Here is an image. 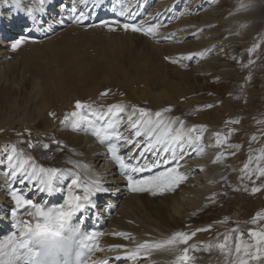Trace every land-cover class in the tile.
I'll return each instance as SVG.
<instances>
[{
    "label": "bare ground",
    "instance_id": "6f19581e",
    "mask_svg": "<svg viewBox=\"0 0 264 264\" xmlns=\"http://www.w3.org/2000/svg\"><path fill=\"white\" fill-rule=\"evenodd\" d=\"M214 1L101 0L99 4H96L94 3V0H89L88 4L84 5L79 3V0H48L45 12L35 13V19H33V17L27 15L26 9L32 7L35 4V0H20L19 7L16 6L14 0H8L7 3H5L4 0H0V80L3 79L2 73L4 71V67L1 66L4 61L2 62L1 60L6 57V54L9 56V51L12 49L11 40L14 37L8 38L9 32H19L17 36H21L23 32H20V29H23L22 31H26L28 34L39 37L37 42L26 41L21 45V47H25L36 46L42 42L41 39L43 37H47L45 35H50L52 32H58L62 29L64 30L65 28V31L62 30V32H59V34L54 37H62L61 39L68 40L69 48L71 47L70 49H72L71 54H69V57L67 56L61 60L59 69L55 68L47 72L48 75L44 79L45 82L42 83L39 79L32 80L31 98L25 106V112H29L31 109L38 110L37 113L39 116H36V120L46 121V132H52L53 136H56L54 138L59 139L61 143L57 145L58 148L56 147L57 150L55 152L57 158L59 157L57 153L60 152V149L63 150V147L70 150L72 154L71 164L68 162L69 165L66 164L65 166H61L63 167L62 170L66 173L69 171L71 173L79 172L86 178L91 177L93 179H99L104 187L110 189L109 193H99L92 197L96 207H89L85 212L78 213L77 217L74 218L73 221L74 223H78L79 226H86V223L87 226L90 227V230H87L84 233L85 235L92 233L101 234L97 237L96 242H98L100 248L104 250L96 252L92 256L93 261H108L111 264H168L175 259L173 253L153 252L150 258L131 261L123 258L115 259L116 257H124L125 252L123 249H115L114 246L126 245L128 250H131L138 243H142L146 240H160L170 236L176 231L191 232L198 228H204L211 225L210 231L197 232L196 236L189 241L190 246H197L196 250L190 252V255L195 254L192 255V257L194 256V259L191 261V264H196L195 259L197 255L201 258L207 257V251L202 249L211 243V239L216 237L220 231L227 230V226L224 225V223L218 224V222H216V224L215 222H211L213 216L216 215L213 212L208 214H203L204 212L201 213V210L206 209V207L208 209L211 205L210 203L204 201V199H207L209 194L214 190L212 187L214 186L212 184L213 181L209 180H211L212 174L223 170L224 159L222 158L219 162L214 163L218 147L215 146L214 141H210L209 137L210 134H213V131H216L219 125L207 122L209 125H206L207 131L204 133L205 140L203 143L205 150L203 154H198L195 147L187 146L186 150L182 153L183 159L179 160L178 158V162L181 165L180 171L184 172L188 176V179L182 183L179 188H177L174 192H166L163 195L157 196H152L150 193L131 192L127 184L126 174H124L119 168V165L111 159V155L108 152L109 144L118 143L117 141L110 140L111 143L110 141H106L104 144H101L90 133H86L83 130L73 131L70 127L62 125L60 123L62 119H57L58 116L56 112H54L56 113L55 117L47 114V111L51 108L52 104L59 100L57 98L61 94H67L63 93V91H76L78 88L77 86L79 85H75L74 83L77 80L79 83V79L85 81L84 78L87 75V70L85 69V53H81L77 49L78 46L79 48L85 46L79 42V32L77 31H94L105 28L103 25L97 26L92 23L96 22L99 17L106 15L108 12L111 15L118 14L121 16L124 23L137 22V25L144 26L160 23L162 27L155 36H145L142 34L147 58H162L165 60V57L167 56L172 59H177L179 62L174 64V68L172 70L181 75H185V71L180 69V66H183L180 62H190V74L188 73V75L200 80L201 78L205 80L209 74L211 76H216L221 74L226 75L227 72H231V70H227L228 65L230 69H233L230 65L234 63V60H236L235 46L238 42L243 43L244 39V43H246L248 40L247 38L250 36L249 33L253 31L252 28L248 27L243 28L241 31L238 30L237 23L239 20H242L245 23H249L254 20L257 22H264V0H256L255 3H251V0H242L240 3L238 0H229L227 2L228 13L225 19L223 17H218V14H221L223 11H219V6H217V4L214 5ZM73 6H75L78 11H83L86 19L79 23L76 22L71 12ZM129 9H131L134 14L130 13ZM121 12L124 14L121 15ZM61 20L63 23L59 22ZM223 22L226 25L225 32L227 33L226 36L229 41L227 44L228 50L225 54L221 50V45L219 46L215 43L214 39L216 36L208 37L205 32L207 28L209 29L212 27V32L217 34V31L220 30V23L222 24ZM209 33L207 34L210 35ZM133 34L139 37L141 33ZM50 39L45 41L47 42ZM74 44H77L78 46L76 47ZM73 46L76 47V50ZM21 47L19 48L21 49ZM186 50H189V52ZM68 52L70 53V50ZM201 52H204L205 55H194L191 60L180 59L182 56ZM222 54L227 55L228 61H223ZM54 56H56V54H54ZM54 61H56V59ZM54 61H52V63H55ZM61 68L63 70H61ZM99 74L100 72L98 71L90 74L89 81L94 80ZM225 77L228 76L226 75ZM161 83L163 84L159 85L160 92L150 90L149 92L143 94L145 98H148L155 105L154 111L160 110L161 108L159 106L167 103V100L161 99L159 95L164 96V94L167 93L166 85L169 84V82L166 81L164 83L161 81ZM201 83L204 82L201 80ZM71 93H74L75 96V92ZM89 93L95 95L96 93L99 94V91L91 90ZM72 97L73 96H71V98ZM214 98H211L214 100L212 103L213 107L205 111V116L207 114H211L209 116L214 117L215 122L219 123L222 117L225 116L224 113L226 112L227 107L224 104H219L220 102L215 103L216 100ZM262 98L264 99V97ZM106 101L107 100L104 98V100L100 102V104L103 103V105L101 104L102 108L107 107L108 103ZM120 101L123 100L116 99L110 105ZM72 103L73 102H67L62 108V111L69 108L74 110ZM260 104L262 105L261 108L264 107V100L259 102V106ZM228 109H230V107ZM170 116L181 118L186 122L187 126H205L194 125V122L191 120L188 121V119H184L183 116L178 114H171ZM253 120L255 121V118H253ZM253 120L251 117L246 118L247 124ZM254 123L255 128H257L264 124V119ZM250 125L252 126V124ZM119 130L125 135H128L130 131L123 125ZM250 132H254L253 127H250ZM130 138L135 139V137ZM248 138V140H250L248 141L250 146L245 147V157H247V160L250 155H259L260 151L262 149L264 150L263 141L255 143V141L250 139L252 138L251 136ZM254 144L255 148H253ZM1 147L0 240H3L11 236L13 233H16L17 235L19 234V230L15 227L16 217L13 216L14 211L17 212L20 218L29 219V217L25 215V209H16L15 201L11 197V193L13 191L23 194L25 198L31 199L33 202L44 205L46 203H50L48 207L55 206L64 203V200L67 198L66 188L72 177L71 175H66L65 178L57 184V187L64 188L65 192L48 193L42 191V186L38 181L24 179V177L19 173H17L15 178L12 177L10 174L12 169L10 168L7 160V157L11 155V147ZM22 149V153L24 152L23 155L21 154L22 159L31 157L32 162L45 168H57L56 163L50 162L51 160L48 161V163L44 162L43 159L39 158L35 154L34 150L27 148ZM140 151L141 148H135L131 145L123 146L122 142L119 147V154L125 157L126 162H130L132 164H135L137 160L141 159L138 155ZM63 153H65V151ZM133 155H135L136 158L129 160V157ZM146 155L147 161L154 159L152 153H148ZM161 156H163V154H161ZM176 163L177 161L169 160L167 163L161 164L158 168L151 169L150 172L144 173H149V175H153V173L158 174L159 172L164 171V168L175 166ZM84 165H87L88 167L84 168ZM144 173L134 175L136 178H141ZM253 180H255L254 177ZM245 185L250 191V197L247 201H251V208L262 204L263 198L261 195L264 190L253 194L251 192V188L254 186H264V178L255 180V183L245 178ZM109 207L114 208L113 213L108 212ZM6 213H8V215L5 216ZM90 214H93V217H90ZM95 215H98L101 220L105 222L106 227H104V229L99 230L97 228V224L94 221ZM208 222H211V224ZM116 233H127L130 235V238L126 239L123 236L116 235ZM221 260L223 259L221 258Z\"/></svg>",
    "mask_w": 264,
    "mask_h": 264
},
{
    "label": "rangeland",
    "instance_id": "374dc122",
    "mask_svg": "<svg viewBox=\"0 0 264 264\" xmlns=\"http://www.w3.org/2000/svg\"><path fill=\"white\" fill-rule=\"evenodd\" d=\"M228 1L216 0L213 2L214 5L217 4L219 6V11H223L221 14H218L219 18H226ZM238 1L240 3L242 0ZM252 2L255 3L256 0H251ZM237 24L240 31L247 27L252 28L253 31L249 33L250 36L247 38L248 40L246 39V43H244V39L243 43L238 42L235 46L236 60L230 65L233 69H230L228 65L227 70H231V72L226 73L228 77H225L226 75L223 74L213 75V77L209 74L210 77L208 76L205 80L201 78L204 83H201L200 79L188 75V73L190 74V62H180L183 65L182 67L180 66V69L185 71V75H181L172 70L174 64L169 60L147 58L142 33L137 37L133 33L139 34V32L125 31L121 27H116L115 31H109L106 27L94 31L78 30L79 42L85 47L79 48L77 44L74 45L78 46L79 52L85 53V69L87 70V75L84 78L85 81L79 79V83L78 80L74 83L75 85H79L76 91H71L75 92V96L70 91H63V93L67 94H61L57 98L59 100L52 104L51 110L47 111V114L56 112L57 119L61 120L66 113L73 111L70 108L62 111L67 102H73L72 107L77 100L90 102L96 107H101L103 103L101 105L100 102L104 98L107 100V106L116 99H122L123 101L118 103H124L129 107L136 105L154 111L155 105L148 98H145L143 94L150 90L160 92L159 85L163 84L161 81L164 83L166 81L169 82L166 85L167 93L164 96L159 95L161 99L167 100V103L159 106L161 109L171 106L173 111L169 115H181L184 119L194 122V125L206 126L209 125L207 122L218 124L219 127L209 137L210 141H214V143L216 142L214 135L216 132H220L222 135H229L230 133L227 141L217 148V155L221 152L225 154L223 157L224 168L222 171L212 174L214 179L211 176V180H209L213 181L212 184L214 186L212 187L214 190L210 193L211 195L209 194L210 197L206 196L207 199H204V201L211 205L208 209L206 207V209L201 210V213L204 212L203 214L210 212L216 214L211 219V222H218L219 224L220 221L227 218V223H224L227 226V230L220 231L216 237L211 239V243H216L217 238L222 233L236 227H239L245 233L251 228L264 227V221L258 225L250 223L256 212L264 210V192L261 195L263 203L251 208V201H247L250 197V191H244L246 187L245 179H241L244 175L241 169H243L244 164L248 161L247 157H245V147L250 146L248 137L256 135L257 140L255 143L264 142V124L255 128L254 123L264 119V107L261 108V104L259 106V102L264 100L262 98L264 97V22L254 20L245 23L239 20ZM225 28L226 25L223 22L222 24L220 23V30L217 31V34L212 32V27L206 29L211 33L205 30L208 37L216 36V38L214 37V41L217 45H221L220 47L224 54L228 50L227 44L229 43ZM63 31H65V28ZM16 33L18 34L19 32ZM61 38L53 37L47 42L45 40L48 39H43L36 46H20L21 49L18 48L16 51L11 49L8 54L9 56L6 54V57L1 60L2 62L4 61L1 65L4 67H2L4 71L2 73L3 79L0 80V149L2 148L1 146H15L18 152L21 151L22 155L24 153H22V148L34 150L35 154L43 159L44 162L48 163L51 160L50 162L56 163V167L62 170L63 167L61 166L71 164L72 154L70 150L63 147V150L60 149V152L57 153L59 156L57 158L55 152L58 144L54 143V141H59V139L54 138L56 136H53L52 132H46V121L36 120V116H39L38 110L31 109V111L25 112V106L31 98L32 80L39 79L42 83L45 82L44 79L48 75L47 72L55 68L59 69L61 60L67 56L69 57V54H71L72 49H70L71 47L69 48L68 40ZM255 44H260L259 49L255 53H250L249 49ZM73 47L76 50V47ZM69 50L70 53L68 52ZM186 51L189 52V50ZM222 59L225 62L228 61L227 55H223ZM51 60L55 63H52ZM61 70L63 69L61 68ZM95 71L100 72V74L94 80L89 81L90 74ZM91 90H98L99 94L92 95L89 93ZM105 91H108V95L101 96V93ZM71 96L73 97L71 98ZM211 98L216 100L215 103L220 102L219 104H224L227 107L224 113L225 116L222 117L219 123L215 122L214 117L209 116L211 114L205 116V111L212 108L206 107L209 104L212 105L214 100ZM229 107L230 109H228ZM247 117H251L252 120L255 118V121L253 120L251 121L253 123L248 122L247 124ZM233 120H239V123H241H228ZM250 127L254 128L253 133L250 132ZM26 141L31 142L34 147H28V144L25 143ZM44 144L49 145V147L44 148ZM229 145H240L241 147L233 148L229 147ZM253 148H255V144ZM62 151H65V153ZM232 153L235 154L232 155ZM254 162L253 164H255ZM253 164V167L256 166ZM166 169L164 168V170ZM211 222L208 223L211 224ZM247 238L245 236V239ZM221 258L220 253L216 249H212L210 252L207 251V257L205 258L198 257L197 255L195 261L196 264H223ZM108 264L111 263L108 262Z\"/></svg>",
    "mask_w": 264,
    "mask_h": 264
},
{
    "label": "snow or ice",
    "instance_id": "6c2138e0",
    "mask_svg": "<svg viewBox=\"0 0 264 264\" xmlns=\"http://www.w3.org/2000/svg\"><path fill=\"white\" fill-rule=\"evenodd\" d=\"M5 3L8 0H4ZM89 0H79V3L87 5ZM101 0H94L99 4ZM17 7L20 0H14ZM48 0H35V4L26 9L28 16L35 19V13H44ZM139 6V5H138ZM71 12L76 22L86 19L83 11L73 6ZM132 13V10L129 9ZM124 13L121 12V15ZM134 14V13H132ZM63 23V21H59ZM104 27L109 31H115L116 27H122L123 30L139 32L145 36H155L162 27L160 23L149 24L147 26L134 23H124L120 25L119 21L109 23L104 22ZM26 41L17 39L11 44L13 51L17 50ZM260 44L253 45L250 53H255ZM194 55L204 56L205 53L189 54L180 59H193ZM171 63L176 64L179 61L171 57H165ZM108 91L101 93V96H107ZM206 107L211 108L209 104ZM173 111L171 106L153 111L148 108L132 105L129 107L124 103L112 104L106 108L96 107L90 102L77 100L74 104V110L66 113L60 121L65 127H70L73 131H85L94 136L97 141L104 144L106 141L115 140L118 143L109 144L108 152L111 159L119 165V168L126 174V180L129 190L133 193H150L152 196L163 195L166 192H174L184 183L188 176L180 171L179 160L183 159V152L187 146L195 147L198 154H203L204 133L206 126H187L186 122L179 117L168 115ZM53 117L56 113H50ZM102 121V123H101ZM228 123L238 124L239 120L229 121ZM126 126L130 131L125 135L119 129ZM234 131V130H233ZM30 135V133H29ZM215 146H222L230 136L222 135L220 132L215 134ZM130 137H135L132 139ZM253 141L257 136L253 135ZM131 145L135 148H141L138 155L141 157L135 164L126 162L124 156L119 154V147ZM28 147L34 145L26 141ZM60 144V141H54ZM44 148L49 145L44 144ZM229 147L239 148L240 145H229ZM148 153H152L154 159L147 161ZM163 154V156H161ZM235 153H232L234 155ZM224 153H219L215 162H219ZM135 155L130 156L129 160L135 159ZM11 175L13 178L17 173L24 179L38 181L42 186L41 190L48 193L65 192L62 187H57L66 175H71V181L66 188V199L64 203L55 206H45L44 204L33 202L31 199L17 191L11 193L15 201L16 209H25V215L29 219H22L17 212H13L16 217L15 227L19 234L13 233L6 239L0 240V264H108L107 261H93L92 256L104 249L100 248L97 237L101 234L92 233L85 235L81 232L78 223H74V218L78 213L85 212L89 207L95 208L96 205L92 197L99 193H109L110 189L104 187L99 179L84 177L79 172H65L59 168H45L32 162V158H21L15 146L11 147V155L7 157ZM169 160L177 161L175 166L168 167L158 174L147 175L136 178L134 174L150 172L151 169L158 168L161 164ZM255 161V167H250ZM84 165V168H87ZM241 171L244 175L241 179L247 178L255 183V180L264 178V150L259 155L249 156L247 163L244 164ZM255 177V180H253ZM79 190V191H78ZM264 190V186H254L251 188L253 194ZM244 191H249L248 187ZM264 221V210L255 213L250 223L258 225ZM227 223V218L220 221ZM211 225L204 228H198L195 231H176L170 236L160 240H146L138 243L133 249L128 250L126 245H116L115 249H123L124 257L115 259H127L137 261L139 259L150 258L153 252L173 253L175 259L170 264H191L194 259L190 255L191 251L196 250L197 246L189 245V241L196 236L197 232H208ZM126 239L130 238L127 233H116ZM245 236L248 238L245 239ZM89 241L92 243L90 244ZM183 246V247H181ZM216 249L223 258V264H264V227L251 228L245 233L239 227L230 229L222 233L217 238L216 243H209L202 250L211 251Z\"/></svg>",
    "mask_w": 264,
    "mask_h": 264
}]
</instances>
